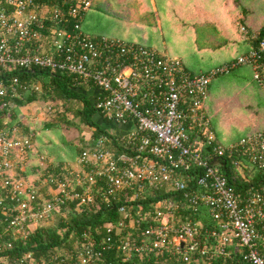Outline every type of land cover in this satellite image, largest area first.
<instances>
[{"label": "built area", "instance_id": "obj_1", "mask_svg": "<svg viewBox=\"0 0 264 264\" xmlns=\"http://www.w3.org/2000/svg\"><path fill=\"white\" fill-rule=\"evenodd\" d=\"M90 3L0 0V72L15 66L68 72L75 84L87 87L94 108L109 123L122 126L92 137L76 162L64 165L63 173L47 170L42 182L48 188L45 193L35 180L16 172L25 168L30 138L16 125L0 126V212L16 238L28 237L33 225L56 212L65 215L70 202L77 208L96 204V199L125 200L118 206L123 218L97 224L94 233L81 232L71 247L55 250L47 258L26 250L19 260L214 264L213 259L221 257L218 264H264V183L237 191L211 159L236 154L234 162L241 173L245 159L264 169V128L218 141L204 107L211 79L240 64L251 66L264 90V28L247 35L256 43L236 58L193 72L178 56L117 36L85 33L81 21ZM32 88L39 89V81L0 76V108ZM193 167L201 172L193 176L197 187L188 188L182 172ZM166 183L180 191L178 199L156 200L145 211L135 203L146 187ZM201 205L216 226L203 227L194 217ZM182 207L193 216L180 220L177 212ZM101 228L104 232H96ZM107 252L113 254L106 256Z\"/></svg>", "mask_w": 264, "mask_h": 264}, {"label": "rangeland", "instance_id": "obj_2", "mask_svg": "<svg viewBox=\"0 0 264 264\" xmlns=\"http://www.w3.org/2000/svg\"><path fill=\"white\" fill-rule=\"evenodd\" d=\"M109 4L108 8L91 6L84 12L81 28L85 33L117 36L178 56L193 72L236 58L246 49L247 35L264 26V0H109ZM68 104L76 107L79 102ZM204 107L218 141H230L264 128V90L254 79L249 64L213 77ZM20 110L34 119L49 117L47 105L39 100L21 105ZM92 130L89 125H68L41 132L40 139L42 143L52 138L54 142L42 145L54 151L60 153L67 147V154H77L74 145L86 142L88 138L84 136L90 137ZM31 149H36L33 143ZM46 154L41 152L37 158L46 165L41 172L25 176L24 169L16 171L35 180L43 193L48 192L46 183L42 184L47 170L63 173L64 165L76 162L79 153L59 168L55 159Z\"/></svg>", "mask_w": 264, "mask_h": 264}, {"label": "trees", "instance_id": "obj_3", "mask_svg": "<svg viewBox=\"0 0 264 264\" xmlns=\"http://www.w3.org/2000/svg\"><path fill=\"white\" fill-rule=\"evenodd\" d=\"M41 1L48 3L55 2V0ZM69 1L71 2L72 0ZM109 5V0H91L90 3V7L98 8H108ZM263 28L264 26L256 32H261ZM212 42L214 43L213 39ZM250 43L255 44L256 40H250ZM12 75H16L20 79H29L34 82L39 81L40 83L39 89L32 88L25 90L21 96L12 98L11 105L0 108V126H18L19 133L28 136L36 147L35 150L31 149L29 152V161L22 171L25 176L29 172H41L46 166L37 159L41 152H46V155L55 159V163L59 168L64 161L76 157L92 137L104 133L110 134L111 131L106 126L109 122L103 117V123H99L97 116L101 118L102 115L94 108L91 94L85 85H77L74 83L72 74L65 71H51L48 68L40 66H32L29 68L15 66L0 72V76L7 77ZM36 100L47 105V111L49 112L48 118L44 120L34 119L21 112V105ZM70 101H76L79 104L75 107L74 105L68 104ZM82 124L91 126L93 130L90 138L86 142L81 143V141L80 145H74L76 146L77 154H73L72 151L71 154H67V147L62 148L63 150H60L61 152L59 153L54 151V149L42 145L54 142L52 138H45L41 143V132L49 131L57 127L63 128V126L68 125L69 127H80ZM113 145L121 148L116 142H113ZM235 157L236 154L212 157L211 159L214 164L223 170L229 182L234 185L237 191L244 192L250 187H256L264 183V169L259 168L245 159L246 166L244 167L243 173H241L234 162ZM200 172V167H193L190 171L182 172L188 179V188L197 187L196 178L193 176ZM180 194V191L175 189L172 184L166 183L165 186L160 188L146 187L142 195L135 200V203L145 211L156 200L167 198L168 201H174L179 198ZM5 201L8 202L6 199ZM96 202V204L79 205L77 208L73 202H70L64 207L66 211L65 215L56 212L53 217L45 220H48L46 223L38 222L34 228L29 230L28 237L26 238H16L13 231L7 228V221L4 219V214L0 212V242L3 244L2 249H0V264H24L19 260V256L26 250L31 251L37 258L40 255L47 258L55 250L71 247L79 238L81 232L88 230L94 233V227L97 224H105L108 221L117 222L120 218H123V213L118 210V206L120 203H125V200L108 199V202L99 203L100 201L96 199ZM179 213L180 220L188 216H193L183 207L177 212V216ZM194 217L201 219L203 227L216 226V221L208 214L206 207L203 205L199 207ZM141 226H146L145 220L141 221ZM96 232H104V229L101 228ZM123 232L125 231L122 230L120 233ZM8 240L12 241V246L10 247L6 246ZM199 244L200 246L202 245L201 239H199ZM112 254L107 252L106 256ZM147 256L143 258L144 261H147ZM229 259L227 258V260ZM219 261H221V257L213 259L214 264H218ZM65 264L70 263L67 262Z\"/></svg>", "mask_w": 264, "mask_h": 264}, {"label": "crops", "instance_id": "obj_4", "mask_svg": "<svg viewBox=\"0 0 264 264\" xmlns=\"http://www.w3.org/2000/svg\"><path fill=\"white\" fill-rule=\"evenodd\" d=\"M120 38H121V37H120ZM122 39H123V38H122ZM249 45H250V40H249L248 38H246V49H245V50L248 49ZM86 88H87V87H86ZM88 89H90V87H88ZM31 103H32V102H31ZM97 119L99 120V123H103V116H102L101 118L97 116ZM106 126H107L109 129H111V131L114 130V129H115V131H119V130H121V128H122L121 125L114 124V123L106 124ZM90 136H91V135H90ZM86 138H89V136H88L87 134L84 136V139H86ZM113 146H114V145H113ZM114 147H115V146H114ZM35 226H36V225H33L32 228H34Z\"/></svg>", "mask_w": 264, "mask_h": 264}]
</instances>
